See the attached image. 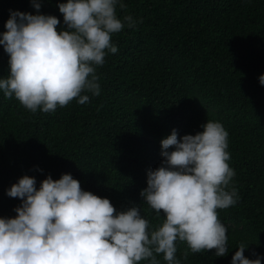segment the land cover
<instances>
[{"label":"trees","instance_id":"obj_1","mask_svg":"<svg viewBox=\"0 0 264 264\" xmlns=\"http://www.w3.org/2000/svg\"><path fill=\"white\" fill-rule=\"evenodd\" d=\"M124 3L117 5L118 16L131 14L135 24L112 35L118 50L97 68L99 95L33 113L0 91V215L16 214L20 199L5 189L22 174L34 175L38 187L47 174L71 172L82 188L109 197L117 209L140 205L155 228L163 210L156 216L140 190L147 169L163 159L161 138L173 127L179 138L218 119L228 131V163L239 193L235 205L217 210L229 251L193 252L178 240L176 256L181 264H230L244 242L245 255L254 258V250L264 264V85L258 80L264 73V0ZM9 9L36 11L31 0H0V31ZM39 10L63 25L57 0H41ZM7 72L0 45V75Z\"/></svg>","mask_w":264,"mask_h":264},{"label":"clouds","instance_id":"obj_2","mask_svg":"<svg viewBox=\"0 0 264 264\" xmlns=\"http://www.w3.org/2000/svg\"><path fill=\"white\" fill-rule=\"evenodd\" d=\"M63 25L55 14L9 9L0 31V45L8 55L7 75H0V91L15 97L31 112H54L75 99L88 102L99 95L97 68L118 48L112 35L131 14L118 16L124 0H57ZM264 85V73L258 76ZM202 130L178 138L175 127L160 140L159 165L147 169L143 201L164 219L150 226L141 206L117 209L107 196L81 187L71 172L58 178L47 174L37 187L36 177L22 174L5 189L20 199L15 215H0V264H181L177 241L193 252L214 249L225 255L227 226L218 209L235 205L239 193L235 170L228 163V131L218 119H206ZM42 171V169H40ZM240 242L230 264H261L254 250Z\"/></svg>","mask_w":264,"mask_h":264}]
</instances>
